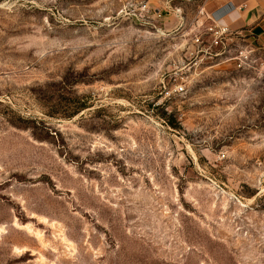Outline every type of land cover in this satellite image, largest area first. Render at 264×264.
Listing matches in <instances>:
<instances>
[{"label":"rangeland","instance_id":"obj_1","mask_svg":"<svg viewBox=\"0 0 264 264\" xmlns=\"http://www.w3.org/2000/svg\"><path fill=\"white\" fill-rule=\"evenodd\" d=\"M225 10L0 0V264H264V43Z\"/></svg>","mask_w":264,"mask_h":264},{"label":"crops","instance_id":"obj_2","mask_svg":"<svg viewBox=\"0 0 264 264\" xmlns=\"http://www.w3.org/2000/svg\"><path fill=\"white\" fill-rule=\"evenodd\" d=\"M218 21L232 32L249 34L264 43V0H217Z\"/></svg>","mask_w":264,"mask_h":264},{"label":"built area","instance_id":"obj_3","mask_svg":"<svg viewBox=\"0 0 264 264\" xmlns=\"http://www.w3.org/2000/svg\"><path fill=\"white\" fill-rule=\"evenodd\" d=\"M211 31H213L215 38L214 43L218 44L222 41L223 38H225L227 35L233 34L228 26H224L220 23H216L214 26L211 27ZM235 34H238L235 32ZM176 91L178 93H181L184 91V87L182 85L178 86Z\"/></svg>","mask_w":264,"mask_h":264},{"label":"trees","instance_id":"obj_4","mask_svg":"<svg viewBox=\"0 0 264 264\" xmlns=\"http://www.w3.org/2000/svg\"><path fill=\"white\" fill-rule=\"evenodd\" d=\"M80 107H81V106H80ZM80 107H76L75 111H74L71 115H69V116L75 115V114H77L78 112H80L82 109H84V108L79 109Z\"/></svg>","mask_w":264,"mask_h":264}]
</instances>
